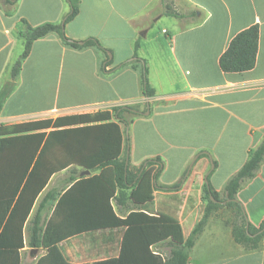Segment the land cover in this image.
<instances>
[{
    "label": "crops",
    "instance_id": "0c3cea01",
    "mask_svg": "<svg viewBox=\"0 0 264 264\" xmlns=\"http://www.w3.org/2000/svg\"><path fill=\"white\" fill-rule=\"evenodd\" d=\"M156 1L81 0L78 16L65 30L75 41L97 39L110 51L111 70L134 59L137 41L138 58L143 60L147 45L142 39L154 22L164 17L175 19L176 28L166 32L170 57L159 53L161 65L147 77L155 93L147 97L139 70L127 67L104 75L103 52L94 47L73 49L55 35L34 42L14 79L13 66L25 49L21 35L29 26L62 23L69 8L65 0H18L14 6L0 0V97L4 96L0 129L29 126L14 135L1 134L0 139L15 137L17 141H47L49 147L60 145L63 156L59 162H69L76 161L69 153L76 141L79 146H83L81 141H119L116 132L106 127L114 124L123 141L122 157L130 155L129 170L160 157L164 170L159 184L167 186L178 183L199 155L179 190H155L153 201L143 204L141 210L134 209L132 201L119 205L111 199L100 205L103 212L95 207L97 214L86 224L91 227L80 232L72 229L76 221L71 218L70 205H63L53 216L56 202L44 223V231L49 227L51 244L31 247L30 224L42 198L54 189L65 194L72 186L68 183L71 176L94 175L91 171L82 175L88 170L68 165L51 176L22 236L14 235V247L0 250V264L5 259L14 260V264L17 260L18 264L118 261L125 234L134 230V225H141L142 233L127 236L125 263L165 262L170 255L165 230L161 236L165 217L179 223L186 239L203 217L204 186L212 163L216 162L217 168L211 185L222 194L229 179L247 162L249 150L263 141L264 0H171L176 12L185 18L163 14L150 26L140 22ZM194 12L196 17L188 16ZM188 19L195 22L186 24ZM255 25L260 28L255 68L224 73L221 56L238 33ZM128 107L135 109L123 114L122 121L129 123L126 125L118 120L115 110ZM105 113L110 114L108 120L89 122V118ZM237 199L249 222L260 227L264 223V161L255 177L243 183ZM138 211L155 219L133 218L132 226H126L124 221ZM231 220L232 213L226 207L211 214L190 253L189 264H264V237L256 250L246 251L232 237ZM137 241L142 243L141 249Z\"/></svg>",
    "mask_w": 264,
    "mask_h": 264
},
{
    "label": "trees",
    "instance_id": "16d2710c",
    "mask_svg": "<svg viewBox=\"0 0 264 264\" xmlns=\"http://www.w3.org/2000/svg\"><path fill=\"white\" fill-rule=\"evenodd\" d=\"M165 1L167 0H161L162 4ZM5 2L14 6L18 0H5ZM65 2L69 11L64 16V23H47L39 27L29 26L28 30L21 35L25 40V49L13 66L12 77L15 79L20 74L23 61L30 54L35 41L55 35L65 45L73 49L83 50L94 47L103 52L106 57L102 64V73L104 75H109L127 67L139 70L144 95L147 97L153 96L155 91L148 82L146 63L138 58L139 41L135 44L133 60L126 61L118 67L108 70L113 64L108 55L110 51L105 49L97 39L89 38L85 41H75L67 37L66 26L78 16L81 0H65ZM165 15L178 19L186 17L176 11H167ZM196 15V12H194L188 16L196 17ZM259 39L260 28L257 25L238 33L221 56L220 69L224 73H243L253 70L257 63ZM3 99L4 96L0 97V112ZM133 109L135 108L116 109L115 113L118 120L129 125L127 121H122V117L125 112ZM109 117L110 114L108 113L95 115L89 118V122L108 120ZM27 127L29 126L12 127L8 130L0 129V135H14ZM106 127L109 129L108 131L116 132L119 141H81L83 146H79L77 144L79 142L74 141L76 143L75 149L72 152L68 151L74 155H71V159H76V161L71 160L72 162H59L63 156V149L60 145L56 147L50 145L51 147H49L47 141H17L15 137L0 139V230L3 227L0 232V250L14 247V235L17 237L22 236L26 222L30 218L32 210L51 176L68 165H77L83 170L91 171L94 175L91 177L71 176L68 183L72 184V186L65 194L62 195L54 189L42 198L30 224L31 247L38 248L41 245L47 246L51 244L52 239L49 227L48 230L44 231V223L56 202L57 205L53 216L63 205H70L71 218L76 221L72 222V229L75 228V230L80 232L91 227L86 224L97 214L95 207L99 206L100 211L103 212L100 205L104 202L108 204L111 199H114L119 205H124L126 201H132L134 209L141 210L143 204L153 201L155 190H179L188 178L187 169L178 183L170 186L159 184V178L164 170L163 161L160 157L145 160L135 171L129 170L127 163H130V155L126 153L122 157L123 141L120 139L118 127L114 124ZM74 150L75 154H73ZM48 155L51 156L50 159H48ZM263 161L264 139L257 148L249 150L247 162L229 179L222 194L215 191L211 185L210 178L217 168V163L214 162L215 167L210 172L207 184L204 186L203 200L206 202V206L202 219L185 239L179 223L171 217H165L166 225L161 228V236H163V230H165L164 233L168 240L167 245L170 248V255L165 262H159L158 264H189L190 253L196 241L202 235L211 214L221 207L228 208L232 213L230 226L235 243L242 246L246 251L256 250L264 237V223L260 227H255L249 222L244 206L237 199V194L243 183L255 177ZM98 172L99 174L97 175L96 173ZM117 191L118 194L116 195ZM223 202L226 204L222 205ZM133 218L145 219V221L155 219L138 211L131 213L128 217L130 221L127 219L124 224L132 226L131 219ZM160 221H163V219ZM134 227V230L132 229L125 234L120 259L99 264H126L123 255L125 253L124 250L127 251V236L142 233L141 225H134ZM4 237H6V240H3ZM135 244L141 249L142 243L140 241ZM148 244L146 250L149 249L150 245ZM3 264H14V260L8 262L5 259Z\"/></svg>",
    "mask_w": 264,
    "mask_h": 264
},
{
    "label": "rangeland",
    "instance_id": "374dc122",
    "mask_svg": "<svg viewBox=\"0 0 264 264\" xmlns=\"http://www.w3.org/2000/svg\"><path fill=\"white\" fill-rule=\"evenodd\" d=\"M175 8L176 7L175 5H173V2H171V0L165 1L164 4H162V2L158 0L150 7L147 13L142 17L140 22H146V24L150 26L158 16L165 14L167 11L174 12L176 11ZM194 22V19H188L185 21V23L189 25ZM174 28H176L175 19L164 17L156 20L152 25V28L148 35L143 37L142 41L145 43V45H147L145 50L143 51V60L146 61L145 63L148 74L151 72L153 75V73H155L156 71V68L161 65L162 58H160L159 53L167 56L168 58L170 57V47L167 44L168 37L166 35V32H172ZM159 44H161V46ZM154 45H156V48ZM131 133V129L128 128V140H130V142Z\"/></svg>",
    "mask_w": 264,
    "mask_h": 264
},
{
    "label": "water",
    "instance_id": "95a60500",
    "mask_svg": "<svg viewBox=\"0 0 264 264\" xmlns=\"http://www.w3.org/2000/svg\"><path fill=\"white\" fill-rule=\"evenodd\" d=\"M63 23H64V22H63ZM81 44H83V42H81ZM198 157H199V155L196 156V157L194 158V160L191 162V164H190V166H189V169H188V174H189L190 171L192 170V167H193L195 161L198 159ZM127 165H128V163H127ZM212 169H214V164H213V163H212ZM88 174H90V172H89V171H85L82 175H88ZM223 204H225V203H223Z\"/></svg>",
    "mask_w": 264,
    "mask_h": 264
}]
</instances>
